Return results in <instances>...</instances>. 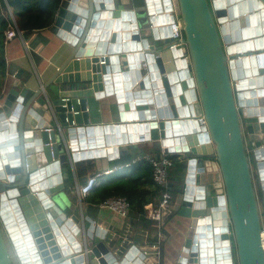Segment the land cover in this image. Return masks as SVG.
Listing matches in <instances>:
<instances>
[{
	"label": "water",
	"instance_id": "obj_1",
	"mask_svg": "<svg viewBox=\"0 0 264 264\" xmlns=\"http://www.w3.org/2000/svg\"><path fill=\"white\" fill-rule=\"evenodd\" d=\"M144 2L61 0L49 30L70 54L27 100L15 86L0 104V264H129L137 247L116 258L101 228L64 212L61 170L144 142L185 156L176 264H264V0H174L175 49L170 0ZM79 83L114 96L118 122H92L85 99L41 96Z\"/></svg>",
	"mask_w": 264,
	"mask_h": 264
},
{
	"label": "crops",
	"instance_id": "obj_2",
	"mask_svg": "<svg viewBox=\"0 0 264 264\" xmlns=\"http://www.w3.org/2000/svg\"><path fill=\"white\" fill-rule=\"evenodd\" d=\"M43 2L42 0H27L26 3L32 7L35 3ZM118 3L117 9L134 11L144 5V0H114ZM8 8L7 0H0V10ZM1 12V11H0ZM3 20L7 21V15L2 11L0 13ZM139 20V19H138ZM141 20V19H140ZM53 23V22H52ZM50 27L30 33L28 37H23L20 32L12 40L5 38V32L0 35V45L2 46V56L5 61V71L3 81L0 85V104L6 95L14 89L20 91L26 89L27 100L31 94L46 84L54 75L56 68L68 57L71 49L62 41L52 34ZM1 34V31H0ZM150 43V42H149ZM141 69L145 70V64H141ZM14 67H16V72ZM14 69V70H12ZM15 72V74L13 72ZM81 72V71H80ZM19 75V81L15 75ZM146 75V74H145ZM41 96L56 97L60 99H85L87 101V109L91 113V121L98 124H111L118 122V110L114 96L95 98L89 84H51L49 89L43 92ZM48 120L49 117L46 116ZM153 148H157L162 155L161 147L156 142L133 143L125 147L128 154L133 158L151 153ZM148 152V153H147ZM160 154V155H161ZM178 157L179 164L185 167V171L179 178L184 182L187 174V165H185V156L173 153ZM251 152H249V156ZM66 163L62 166L61 174L63 189L60 195L62 208L69 216H76L80 219H88L93 223L94 228H101L105 232L104 240H100L112 249V253L117 258L125 251L132 247H137L138 254L132 255L129 264L139 259L141 249L151 243L157 234V228L154 223L145 219L140 221L135 216L134 211H130L126 218H122L106 209H101L96 205L86 201L87 195L79 194L78 189L87 181V179L95 172L104 170H112L113 173L104 181L118 179L130 174L132 166L129 169L120 165V158L112 160H92L94 171L85 173L81 170L79 173V162ZM136 166V165H135ZM103 181V182H104ZM180 183V182H179ZM184 184V183H183ZM179 189L180 184H177ZM184 185L182 186L183 189ZM174 188V189H175ZM183 191L174 195L171 204V213L165 219L161 233L163 235L161 243V263L160 264H176L179 255L184 248L187 231L190 221L179 216L181 203L183 200ZM157 199H151L145 207L153 205ZM143 264V260L141 261Z\"/></svg>",
	"mask_w": 264,
	"mask_h": 264
},
{
	"label": "trees",
	"instance_id": "obj_3",
	"mask_svg": "<svg viewBox=\"0 0 264 264\" xmlns=\"http://www.w3.org/2000/svg\"><path fill=\"white\" fill-rule=\"evenodd\" d=\"M26 1L27 0H7L8 8L6 10H0L7 15V21H5L0 14V35H3V32L8 26V10L12 13L16 27L18 31L22 33L23 37H28L32 32L43 30L51 26L61 0H42L43 2L39 1L37 5L35 3L32 7H30ZM5 68L6 65L2 56V46L0 45V85L3 81ZM160 154L157 148H153L151 153L147 155L153 158H159L162 155ZM164 156L172 162V167L168 172V180L171 186V194L174 197L176 193L183 191V183L179 178L184 173L185 167L179 164L177 156L173 154H165ZM132 159L134 158L131 155H125L120 158V165L123 166ZM78 168L79 173L81 170H84L85 173H91L94 171L93 161L87 160L79 162ZM177 184H180L179 189L175 188L178 186ZM160 192L161 190L156 187L152 181V168L150 164L145 161H140L131 169L130 174L127 176L104 181L94 187L87 195L86 201L97 206L110 197H125L130 203V211H134L138 220L145 221V205L153 198L157 199L154 203L156 204L159 200Z\"/></svg>",
	"mask_w": 264,
	"mask_h": 264
},
{
	"label": "built area",
	"instance_id": "obj_4",
	"mask_svg": "<svg viewBox=\"0 0 264 264\" xmlns=\"http://www.w3.org/2000/svg\"><path fill=\"white\" fill-rule=\"evenodd\" d=\"M171 10L168 13L172 17V21L168 24L170 30L171 45L170 49H175L184 45L183 34H182V23L178 16L176 5L174 0H170ZM9 21L7 30L5 32V38L7 40L14 39L20 34L18 31L14 17L10 10ZM64 101L68 99H63ZM196 122L201 126L205 125L202 117L196 118ZM145 161L148 162L152 168V181L156 187H158L160 192L159 200L156 204L149 205L145 207V218L155 224L157 228V234L155 239L149 243L147 246L141 249V254L143 256V264H160L161 263V243L163 235L161 233L162 225L165 219L171 213V204L173 201V196L171 194V186L168 180V172L172 167V162L161 155L159 158H153L150 155L144 154L135 157L129 163L125 164L123 167L126 169L135 166L138 162ZM113 173L112 170H104L101 172L93 173L87 181L78 189V192L82 196L88 195L92 189L103 182L107 176ZM101 209H106L122 218H126L130 212V203L125 197H110L100 204L97 205ZM263 238V250H264V228L262 231Z\"/></svg>",
	"mask_w": 264,
	"mask_h": 264
},
{
	"label": "rangeland",
	"instance_id": "obj_5",
	"mask_svg": "<svg viewBox=\"0 0 264 264\" xmlns=\"http://www.w3.org/2000/svg\"><path fill=\"white\" fill-rule=\"evenodd\" d=\"M254 177H255V180H256V176H255V174H254ZM256 185H257V182H256ZM260 210H261V214H262V216H263V207H262V204L260 203Z\"/></svg>",
	"mask_w": 264,
	"mask_h": 264
},
{
	"label": "bare ground",
	"instance_id": "obj_6",
	"mask_svg": "<svg viewBox=\"0 0 264 264\" xmlns=\"http://www.w3.org/2000/svg\"><path fill=\"white\" fill-rule=\"evenodd\" d=\"M64 99V98H63Z\"/></svg>",
	"mask_w": 264,
	"mask_h": 264
}]
</instances>
